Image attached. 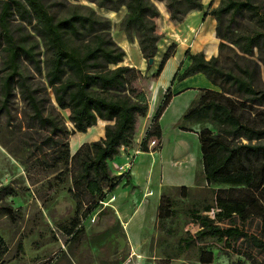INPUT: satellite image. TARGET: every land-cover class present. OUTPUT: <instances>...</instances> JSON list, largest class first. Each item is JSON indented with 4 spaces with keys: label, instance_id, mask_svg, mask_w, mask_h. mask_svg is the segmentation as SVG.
<instances>
[{
    "label": "trees",
    "instance_id": "1",
    "mask_svg": "<svg viewBox=\"0 0 264 264\" xmlns=\"http://www.w3.org/2000/svg\"><path fill=\"white\" fill-rule=\"evenodd\" d=\"M158 1L166 2L171 18L178 22L184 20L189 12L204 8L201 0ZM98 3L102 7L114 8L125 5L128 13L121 28L129 35L137 33L145 58L157 55L161 37L157 33L156 22L160 10L155 0H98ZM247 13L260 15L257 0H222L211 11L217 19V35L223 40L232 41L238 50L247 55H253L255 48L259 49L264 64V26L252 33L236 36L240 24L237 18H245ZM17 18L22 23L15 28L13 21ZM30 25L31 31H28L27 26ZM109 29L110 22L92 10L74 9L67 15L57 16L50 12L43 0H3L0 6V114L10 110L16 90H19L22 99L32 110L34 121L48 128L51 133H66L54 115L45 114L38 95L40 90L36 74L45 73L58 106L71 110L70 120L76 131L87 132L99 119L109 121L104 138L83 145L86 151L78 180L85 183L89 200L87 203L81 193L73 192L78 216L65 228L69 241L77 243L81 242L85 234L79 214L86 204L96 208L101 200H105L107 193L113 192L123 182V176L112 174L108 161L119 153L121 147H132L138 120L145 117L149 109L147 92L136 85L144 78V74L134 66L121 64L126 51L113 40ZM225 46L222 41L219 52L224 53ZM176 47V44H172L167 48L154 78L160 76ZM187 56L191 60L190 65L182 72L180 67L173 81L203 73L221 90H203L202 93L212 94L213 97L208 99L206 94L201 93L183 117L184 120H213L219 126V133L209 128L199 132L207 183L263 190L264 124L245 122L235 100L240 98L264 106V88L255 84L256 70L237 63L235 68L224 67L219 64L217 57L207 59L203 52L192 53L188 50ZM173 96L171 87L164 90L140 141V151L149 152L152 142L157 143L153 150L161 149L163 130L160 119ZM227 136L240 138V144L233 145ZM242 138H246L248 143L243 142ZM69 156V149L66 148L65 152L57 156L58 162L67 161ZM124 178L126 185H134L130 172L125 173ZM164 200L165 196L162 195L159 219L163 217ZM249 205V200L227 195L225 189H220L216 194V206L220 209L218 216L229 219L230 223L235 215L247 217ZM261 209L264 211V208ZM6 211L13 216V210ZM198 218L201 229L194 236L182 238L187 247L206 237H216L226 242L245 238L264 249V240L238 226L231 224L223 227L204 214H199ZM6 251L4 240L0 238V261ZM199 261L212 263V252L202 251Z\"/></svg>",
    "mask_w": 264,
    "mask_h": 264
},
{
    "label": "rangeland",
    "instance_id": "2",
    "mask_svg": "<svg viewBox=\"0 0 264 264\" xmlns=\"http://www.w3.org/2000/svg\"><path fill=\"white\" fill-rule=\"evenodd\" d=\"M43 1L50 12L57 16H64L71 10L79 9L92 10L107 19L110 22L111 37L126 51L121 64L138 68L136 52L140 57L143 54L137 33L132 32L129 35L121 28L122 21L128 13L125 5L117 8L102 7L98 0ZM201 1L209 6V11H212L222 0ZM2 2L3 0H0V6ZM155 3L160 10L156 22L157 33L161 38L158 42L159 51L155 56L159 59L169 44V47L175 44L174 38L178 33L175 25L178 21L171 18L165 1L155 0ZM257 5L260 6L259 16L247 13L245 18H237L240 24L237 26L236 36L252 33L264 26V0H257ZM21 23L19 18L13 21L15 28ZM31 27L27 26V30L31 31ZM217 37L220 44L222 41L226 44L225 52H219L217 56L219 64L235 68L237 63L242 67L256 70L255 84L259 88H264L261 51L255 48L253 55H247L238 50L232 41L223 40L218 35ZM122 38L129 42V48L123 47ZM150 67L152 65L142 71L144 78L136 83L147 92L148 97V89L155 79L154 73H150ZM36 82L39 85L38 95L45 114L54 115L66 133H51L48 128L34 121L32 110L22 99L19 90H16L10 110L0 114V238L4 240V246L7 248L0 264H264V249L245 238L226 242L216 237H206L190 247L182 241V238L194 236L201 229L199 214L208 215L216 224L223 227L233 224L248 234L264 240V211L261 209L264 208V189L254 191L231 185L208 184L201 153L198 170L195 174L191 172L183 177V182L188 185H176L169 178L164 181L163 175L158 171V165L155 167L154 185L153 188L149 185L148 189L160 197L164 195L165 200L163 217L158 218L151 245L145 253H133L125 222L119 219L112 205L116 200L114 191L107 193L105 200H101L96 208L88 207L86 204L85 211L79 214L85 227V234L79 243L69 241L70 237L66 235L65 228L78 216L77 201L73 197V192L81 193L87 203L89 200L85 183L78 180L82 160L85 158L86 149L83 145L105 137L104 131L109 121H98L95 130L91 127L85 133L76 131L70 120L71 110L58 106L54 92L47 84L45 73L36 74ZM217 91H221L220 88ZM163 93L164 91L161 96ZM202 94H206L208 99L213 97L206 92ZM235 100L245 122L264 124V106L240 98ZM196 121L200 130L209 128L214 133H219V126L215 121ZM142 127L141 124L138 128L137 123L135 137L140 134ZM227 140L233 145L240 144L241 141L240 138L232 136H227ZM242 141L248 143L246 138H242ZM139 144L140 141L135 138L130 149L121 147L119 153L108 161L112 174L123 176V182L124 174L130 172L132 175L134 166L140 162ZM156 145L157 143H151L152 147ZM66 148L70 154L68 160L58 162L57 156L65 152ZM143 162L149 163L150 160L144 159ZM220 189L227 190V195L249 200V215L247 217L235 215L232 223L229 219L220 218L218 216L220 209L216 206V194ZM136 193L138 187L133 185L127 191H120L118 196L121 202H126L130 195ZM7 209L13 210V216L8 214ZM153 213L154 202L148 208L146 220H142L143 216L139 213L133 221V227L149 225ZM105 232H108L107 235H103ZM202 251L212 252V263L199 261Z\"/></svg>",
    "mask_w": 264,
    "mask_h": 264
},
{
    "label": "crops",
    "instance_id": "3",
    "mask_svg": "<svg viewBox=\"0 0 264 264\" xmlns=\"http://www.w3.org/2000/svg\"><path fill=\"white\" fill-rule=\"evenodd\" d=\"M175 26L178 29V33L174 38V43L177 45L176 51L166 62L160 76L152 81V85L148 89L149 109L147 115L141 117L138 121V128L141 124L143 127L140 129V134L136 136L137 140L141 141L158 107L162 92L171 87L174 96L160 119L163 130L162 147L160 150H153L152 147L149 152L140 151L141 154L138 156L140 162L134 166L132 171L134 174V181L132 182L134 186L138 187V193L130 195L126 202H121L118 196L119 192L127 191L133 185H126V182H123L114 190L116 200L112 205L119 219L125 222L134 254L145 253L151 245L156 229L161 197L156 192L148 189L149 185L152 188L154 185L155 167L158 165V171L163 175L164 181L170 179L176 185H188L183 182V177L191 172L195 174L199 167L201 153L200 126L196 120H184L183 117L190 106L199 99L203 90L218 89L203 73L173 81L177 70L181 67L182 72L191 63L190 58L187 56L188 50L192 53L203 52L207 59L217 57L219 54L220 42L217 37V19L209 11V6L204 3L203 9L189 12L184 20L176 23ZM128 43L125 38H122L121 44L125 49H127ZM136 44L139 47V43ZM162 57L159 59L155 57L154 64L150 67V73L153 74L157 71ZM144 58V55L140 57L136 52L137 67L143 72L151 65ZM98 121L104 120L99 119ZM105 122L103 127H105ZM95 126L90 128L95 130ZM141 158L143 159L141 160ZM144 159H149L150 162L144 164ZM169 174L171 175L169 176ZM152 202H154V213L149 225L144 224L136 225V228L133 227V221L139 213L143 216L142 220H146L148 208Z\"/></svg>",
    "mask_w": 264,
    "mask_h": 264
},
{
    "label": "water",
    "instance_id": "4",
    "mask_svg": "<svg viewBox=\"0 0 264 264\" xmlns=\"http://www.w3.org/2000/svg\"><path fill=\"white\" fill-rule=\"evenodd\" d=\"M154 61H155V57H152L148 60V63L152 65L154 63Z\"/></svg>",
    "mask_w": 264,
    "mask_h": 264
},
{
    "label": "built area",
    "instance_id": "5",
    "mask_svg": "<svg viewBox=\"0 0 264 264\" xmlns=\"http://www.w3.org/2000/svg\"><path fill=\"white\" fill-rule=\"evenodd\" d=\"M214 211V210H213Z\"/></svg>",
    "mask_w": 264,
    "mask_h": 264
}]
</instances>
